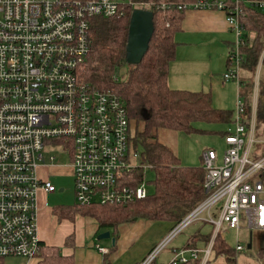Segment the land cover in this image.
<instances>
[{
	"label": "built area",
	"instance_id": "built-area-1",
	"mask_svg": "<svg viewBox=\"0 0 264 264\" xmlns=\"http://www.w3.org/2000/svg\"><path fill=\"white\" fill-rule=\"evenodd\" d=\"M151 11L152 1L135 0H0V259H32L39 251L37 203L39 190L55 192L37 176L47 144L58 143L69 156L78 206L127 205L143 200L149 166L131 149V125L121 97L85 81L79 69L89 54V21L124 14L125 7ZM244 6L264 13L259 0H195L161 4L179 11L205 10L225 14L233 35L222 84L239 83L241 47L245 44ZM255 87V86H254ZM256 94L250 116L237 97L232 128L219 163L214 151L202 155L206 197L176 223L139 264H157L159 254L188 226H212L206 248L173 251L168 264H208L217 235L233 231L236 254L241 221L249 232H264V153L254 157ZM53 160V158H50ZM219 163V164H218ZM143 175L136 185L132 176ZM102 255L108 250L98 248Z\"/></svg>",
	"mask_w": 264,
	"mask_h": 264
},
{
	"label": "trees",
	"instance_id": "trees-1",
	"mask_svg": "<svg viewBox=\"0 0 264 264\" xmlns=\"http://www.w3.org/2000/svg\"><path fill=\"white\" fill-rule=\"evenodd\" d=\"M135 1H152L155 4L151 10L154 31L141 62L138 65H127L125 62L129 19L133 11L126 6L120 17H95L89 21V54L79 73L97 89L111 90L123 100L131 125L130 146L133 150H139L140 163L149 166L154 174L151 182L153 192L148 193L145 199L127 205L81 207L76 204L72 209L54 210L57 215L71 219L77 213L91 217L96 220L100 229L109 231L115 240L118 227L122 224L146 220L170 222L174 226L206 197L202 164L198 167L182 166L176 153L158 141V130L206 134L212 131L199 129L196 124L233 123V112L214 109L209 93L175 91L167 85L169 64L175 58L176 44L173 36L181 28L184 12L173 7L161 9L159 6L195 0ZM244 10L245 16L241 23L245 32V44L240 50L241 71L249 74L252 79L259 64L264 66V13L248 6H244ZM250 33L254 34L252 42L248 38ZM240 84L245 89L244 95L240 92V96L245 101V117L248 118L254 82L251 80ZM257 87L258 95L264 96V83L259 82ZM221 135L225 136L226 132ZM142 177L141 173L135 172L132 176L135 180L133 184L140 183ZM72 239L69 236L66 243ZM198 240L193 238L187 248L195 247ZM205 240L206 243L209 242V238ZM115 246V243L111 246V252L115 250ZM46 253L40 247L39 254L43 261L39 264H63V261H49ZM212 254L214 258L222 256L226 264H237L234 249L221 235H217L213 241ZM249 258L264 264V248L258 249ZM186 264L199 262L189 261Z\"/></svg>",
	"mask_w": 264,
	"mask_h": 264
},
{
	"label": "crops",
	"instance_id": "crops-1",
	"mask_svg": "<svg viewBox=\"0 0 264 264\" xmlns=\"http://www.w3.org/2000/svg\"><path fill=\"white\" fill-rule=\"evenodd\" d=\"M180 27V30L173 36L176 47L175 58L169 64L167 77L169 89L175 91L209 93L214 109L232 112L233 109H229L227 106L213 105V103H216L215 99L220 97L219 95H215L216 91L225 92L228 90L230 93L234 94V97L237 95L240 96L241 87L243 85L240 84L242 82L241 79H239V83L235 85V87L231 85L234 83L230 84V81L222 84V74L227 71L228 68L227 53L232 36L226 23L225 14L220 11L188 10L184 12ZM249 37L251 39V41L250 39L249 41L252 42L254 34H248V38ZM241 74L244 75L243 83H248L251 80L254 82L255 87L253 89L250 106L254 104L253 96L256 94V139L262 141L264 140V96L258 95L257 85L259 82L264 83V66L259 64L256 74L252 79L249 74L245 72L241 71ZM228 84H230V87L226 88ZM217 86H219L218 89ZM224 126H226L225 132L232 128V124ZM54 144H47L46 147ZM262 153H264V143L256 144L253 149L254 157H258ZM40 163L42 162H39L37 166V176L39 179V170L40 168H44L40 166ZM68 168L71 175L70 159ZM63 191L64 189L59 190V192ZM72 191L74 196L73 186ZM36 203L39 245L47 252L46 256L49 261H63V264H105L104 262L107 264H139L156 243L158 241L160 242L173 227V223L164 222V224L159 227L156 235L152 238L150 237L151 241L147 240L139 250L137 244L140 238L149 233V229L154 226L155 223L153 221L139 220L132 224H122L118 227L115 250L111 252L110 247L100 244V240H97L100 230L96 220L88 216L81 217L78 213L71 219L65 216H59L54 212L55 209H72L77 204L75 197L73 204L66 207L46 206L40 197L39 199L36 197ZM196 223L198 222L191 224L184 231L188 230ZM199 223L208 224L202 221H199ZM201 228L200 226H195L194 230H191L187 235L183 242L184 245L180 248H186L193 238L199 239L193 248L199 250L206 248L207 243L205 239L211 238L212 226L208 234H201L204 229ZM257 232H259L258 249H262L264 248V232ZM69 236H72L73 239L69 241V243H66ZM175 239H173V241ZM98 248L107 249L108 255H102L98 251ZM175 249L179 248L171 246L169 251L165 253L167 257L166 260H172L173 251ZM40 254L38 251L36 257L32 259L19 257L0 259V264H39L43 261ZM240 254H236L237 264H259L255 260ZM212 258L213 254L209 260L210 264H226L222 256L214 258L213 261ZM157 261L158 263H163L161 258H158Z\"/></svg>",
	"mask_w": 264,
	"mask_h": 264
},
{
	"label": "rangeland",
	"instance_id": "rangeland-1",
	"mask_svg": "<svg viewBox=\"0 0 264 264\" xmlns=\"http://www.w3.org/2000/svg\"><path fill=\"white\" fill-rule=\"evenodd\" d=\"M232 42H233V35L231 36V43ZM226 72L227 71H225L222 74V76ZM243 78H244V75L241 74V72H239L238 79H241V81L244 82ZM231 83H234V84H231ZM230 84L235 87V85H237V82L230 81ZM230 84H228L226 88H229ZM218 87L219 86H217V89ZM241 92H242V95H244L245 89L241 88ZM215 95H219L220 97L215 99L216 103H213L214 106H216L215 104L224 105V106H227V108L229 109H233L232 112H234L238 95L234 97V94L230 93L228 90H226L225 92L216 91ZM196 127L199 129L205 130V131H212V133L185 134L182 132L180 133V132L169 131V130H158L157 139L160 143L171 148L176 153L182 166H185V167L200 166L202 164V155L207 150L214 151L217 154L218 161L220 163L222 154L226 148L224 136H222L221 133L226 131V126L198 123L196 124ZM42 156H43V162L40 163V166L44 168H40L39 170L40 180L42 179L44 181H49L55 187L56 192L46 194L45 191L39 190L37 192L39 193L37 194V198L39 199L40 197V199H42V201L44 202V205L46 206L66 207V206L72 205L74 202V196H73V191H72L73 179L68 171L69 170L68 168L69 156L63 151L60 144H54V145L47 146L45 150L42 152ZM50 158H53V160H50ZM153 179H154V174L149 169L146 170L144 181L146 183V189L148 193L150 194L153 192V188L151 186V182L153 181ZM60 189H64V191L59 192ZM154 223H155L154 226H152L149 229L148 231L149 233H147L145 236L140 238L139 243L137 244V246H139L138 247L139 250L142 248L143 243L147 242V240L151 241L150 237L152 238L154 235H156V233L159 230V227L162 224H164V222L162 221H155ZM195 226H200L204 228L201 234H208L210 227H211L209 224H201L199 222L191 226L188 230L181 233L172 242V244L169 245L160 254L158 258L159 259L161 258L163 263H158V261H156L157 264H168L169 262H171V260H166L167 257L165 253L169 251L171 246L178 247L179 249H181L180 247L184 245L183 242L185 241L187 235L190 233L191 230H194ZM99 230H100V234L106 232V230L104 229L99 228ZM258 234L259 232L257 231L252 232V235H251L252 248L250 250H247L246 246L250 242V234L248 231L245 230L244 221L243 220L241 221L239 242L244 247L245 250L240 255H245L249 258L250 255L252 254L254 255L257 252L259 248ZM221 236L234 249L236 242H235V235L233 231H230L229 233L221 235ZM99 243L105 245L106 247H110L111 249V246H112L111 239L100 240ZM158 243L159 241L156 243V245ZM213 260H214V257L212 258V261ZM208 264H210V261Z\"/></svg>",
	"mask_w": 264,
	"mask_h": 264
},
{
	"label": "water",
	"instance_id": "water-1",
	"mask_svg": "<svg viewBox=\"0 0 264 264\" xmlns=\"http://www.w3.org/2000/svg\"><path fill=\"white\" fill-rule=\"evenodd\" d=\"M153 31L152 11L135 9L131 12L125 57L127 65H138L141 62L148 49ZM143 116H146L145 112H143ZM109 239H111V243L114 245L115 238L111 237L109 231L97 237V240ZM246 248L247 250L251 249V242L247 244Z\"/></svg>",
	"mask_w": 264,
	"mask_h": 264
}]
</instances>
